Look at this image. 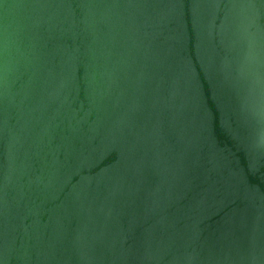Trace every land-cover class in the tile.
Segmentation results:
<instances>
[{
	"label": "water",
	"instance_id": "95a60500",
	"mask_svg": "<svg viewBox=\"0 0 264 264\" xmlns=\"http://www.w3.org/2000/svg\"><path fill=\"white\" fill-rule=\"evenodd\" d=\"M0 264H264V0H0Z\"/></svg>",
	"mask_w": 264,
	"mask_h": 264
}]
</instances>
